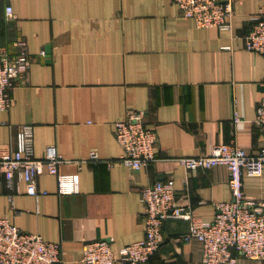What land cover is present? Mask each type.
<instances>
[{
	"label": "crops",
	"instance_id": "crops-1",
	"mask_svg": "<svg viewBox=\"0 0 264 264\" xmlns=\"http://www.w3.org/2000/svg\"><path fill=\"white\" fill-rule=\"evenodd\" d=\"M232 8L231 28L218 29L197 27L170 0H0V45L14 52L23 43L29 54L11 107L0 110V152L22 149L30 125L36 157L55 145L66 159L91 150L101 158L60 164L64 184L72 185L66 192L56 175L42 172L37 185L46 194L37 197L22 182L9 197L0 172V217L59 242L62 260L54 264H87V241L110 239L118 256L142 239L140 190L157 180L172 178L177 203L211 221L216 203L232 199L227 169L186 171L177 159L209 154L216 143L248 153L264 145L255 122L264 56L244 43L264 0H233ZM127 109L144 111L157 135L156 160L138 170L108 163L121 153L114 122ZM242 191L264 201V171L243 177ZM188 228L185 219H166L164 241L141 264H200L199 242L176 239ZM235 264L264 261L239 257Z\"/></svg>",
	"mask_w": 264,
	"mask_h": 264
},
{
	"label": "built area",
	"instance_id": "built-area-1",
	"mask_svg": "<svg viewBox=\"0 0 264 264\" xmlns=\"http://www.w3.org/2000/svg\"><path fill=\"white\" fill-rule=\"evenodd\" d=\"M179 14L192 19L197 27L230 29L233 0H170ZM8 17L13 15L10 6ZM252 25L244 35L245 48L264 56V14L260 11L251 17ZM29 54L23 43L15 45L10 52L0 45V110H8L13 98L11 89L25 76ZM142 110L127 109L114 122V135L121 147L117 161L130 169L138 170L156 160L157 135L154 127L144 120ZM237 119V115H235ZM255 122L264 134V96L256 106ZM101 160L91 150L86 157L66 159L55 145L46 147L44 156L33 153L32 128L23 126L22 149L0 152V172L9 187V197L14 193V182H22L25 193L37 197L46 194L38 189V176L47 171L54 174L58 190H72L65 185V176L58 167L64 162L83 163ZM186 171L224 166L228 171V184L232 199L216 203V214L211 221L193 217L189 205H179L172 178L157 180L140 190L144 237L133 241L120 250L118 256L112 251L106 238L85 242L81 259L87 264H141L160 247L164 241L162 227L169 218L185 219L189 228L176 239L195 240L201 246L200 264H235L239 257L264 261V201L247 197L242 191L243 177L259 176L264 171V145L256 153H248L235 143H216L209 154L180 157L177 159ZM71 178V177H70ZM187 184V183H186ZM62 260L59 242L49 241L37 233H30L0 217V264H54Z\"/></svg>",
	"mask_w": 264,
	"mask_h": 264
}]
</instances>
